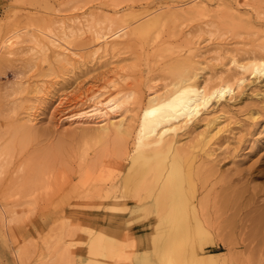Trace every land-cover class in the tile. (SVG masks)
I'll return each instance as SVG.
<instances>
[{"label": "rangeland", "instance_id": "obj_1", "mask_svg": "<svg viewBox=\"0 0 264 264\" xmlns=\"http://www.w3.org/2000/svg\"><path fill=\"white\" fill-rule=\"evenodd\" d=\"M185 1L0 0V144L11 140L13 130L20 131L11 136L17 140L14 136L0 178V205L6 204L7 211L0 214V264H94L85 232L103 231L115 234L119 251L129 253L125 263L161 264L153 245L142 241L143 192H136L132 182L125 188L123 178L142 106L153 92L164 90L186 57L201 67L189 69L197 70L206 84L234 82L230 95L212 100L175 136L177 146L187 147L200 134L210 135L192 150L199 168L194 180L206 196L200 211L210 238L203 246L217 253L221 264H264V227L256 231L251 224L264 209V75L241 72L235 63L263 54L264 0H209L195 11L185 10ZM156 4L174 6H162L170 17L156 12L162 16L150 28L158 31L148 29L143 33L151 35L141 37L134 34L141 29L130 28L96 52L87 47V26L93 20L104 25L115 9L139 14ZM47 25L75 31L69 60L56 62L53 47L37 55L31 50V34L46 46L39 28ZM13 30L21 35L12 54L5 56L1 41ZM239 76L245 78L242 83H237ZM35 85L42 88L37 97L32 93ZM97 92L123 100L124 129L119 133L66 118ZM30 107L34 115L28 120ZM50 241L57 244L55 252ZM145 257L148 262H143Z\"/></svg>", "mask_w": 264, "mask_h": 264}, {"label": "bare ground", "instance_id": "obj_2", "mask_svg": "<svg viewBox=\"0 0 264 264\" xmlns=\"http://www.w3.org/2000/svg\"><path fill=\"white\" fill-rule=\"evenodd\" d=\"M208 1L209 0H188L187 7L184 8L185 10L188 8H191L190 10L200 8L204 9L208 5ZM170 4H163L162 6H164L165 9L174 7ZM178 5L180 4L178 3ZM162 6H158L157 4L147 8L145 6L146 9L144 11L141 10L139 14H135V12L133 13L131 11H124V13L120 12L122 13L120 14L119 10L117 11V9H115L116 14L110 16L109 18H107V16L106 19H108V22L107 20L106 22L104 21V23H107L104 25H100V23L97 22L98 20H95L97 23H94L93 20L92 22L94 24L91 22V25L89 24L87 26V30L91 34V42L87 44V47L92 48L93 52H96L101 44H104L109 40H115L125 36L126 31L131 30L130 28L133 30L138 29V31L141 29L142 35L145 34L143 32H149L148 29H151L150 27L154 28V25L157 23L155 21L159 18V15H161V13L158 15L156 12H161L162 10L163 13ZM182 8L180 9L183 11L184 9ZM190 12L193 13L192 11ZM229 12L234 13L232 11ZM177 13H179V11ZM164 14L166 16H168V14L171 15L169 12L168 14L164 12L162 15ZM176 15L178 16V14ZM179 15L183 14L179 13ZM228 15L230 14H227V16ZM231 16L232 14L230 17ZM219 17L222 18L223 15H219ZM234 17L235 16H233V18ZM233 18L231 20H233ZM228 19L225 20L229 22ZM234 19L236 21V18ZM239 21H241L240 17ZM152 24L153 26H151ZM228 24L229 23H227V25ZM229 25H233V23ZM215 26L217 25L215 24ZM152 29L150 30L151 33L153 32ZM153 30L158 31L156 29ZM39 32L41 33L43 40H46V46L44 43L41 44V40L38 37L31 34L29 41L33 44L31 50L34 51V54L37 55L38 52H41V54L45 53L49 47H53L54 59L56 62H60L62 60L67 61L70 59V56L74 54L72 49V38H74L73 36L75 35V31L73 29L66 28L63 25L56 28H54V26L47 25L39 28ZM132 32L134 33V31ZM139 32L134 34H136V36L140 35L141 37H144V35L142 36ZM148 34H145V37H148ZM20 35L21 34L18 30H13L8 33L4 39H2L3 55L12 54V49L18 43ZM153 37L155 36H152V38ZM262 41L264 40L262 39ZM260 43L262 42L260 41ZM37 46L39 49H37ZM260 48L263 50V54H260L262 53L260 52L259 55H254L248 60L235 61L239 71L244 72L246 70H250V73L256 77L264 75V44ZM33 56L31 57L32 59H30H34L36 61L37 58L35 57V59ZM182 56L179 55V57ZM179 57L177 56V58ZM176 60L177 59L175 58V62ZM183 60L184 64L182 65V68L180 67L178 71H176L177 73H174L175 75L166 87H164V90L160 92H153L141 108L139 127L137 129L136 138L131 147L127 171L124 175L123 183L125 188H128L132 182L137 190L136 192H143V197L140 198L141 203H144L145 205L143 208L144 214L141 216L139 221V224L142 227L141 229H143L141 237L145 244L153 245L154 253L160 259L161 264H221L217 260V253L211 252L212 250L206 252L203 245L207 243H202L204 240L206 241L210 238L208 237V229L202 216L203 211H200L206 196L204 194L201 195L200 192V189L203 186L200 188L194 180L199 173V168L194 165L197 153L192 150H195V147L199 146L201 142L204 141L205 138H209L210 135L200 134L197 137L196 142L194 141L187 147L177 146L175 136L178 129L188 125L189 122L200 116L212 100L218 102L227 94L230 95L234 90V82L230 79H222L212 85H208L205 83L204 79L198 77L197 70L189 69L193 66L190 58L186 57ZM177 61L179 62L176 63H180V60ZM33 62L34 61H28L27 65L33 64L35 66L36 62ZM30 68H33V66ZM193 68L201 67L193 66ZM244 79V76H239L236 80L237 83H242ZM41 89V86L35 85L32 90L34 96L37 97L40 95ZM104 94V92H97L89 96L85 106H83L79 111L67 115L66 118L71 121L91 122L100 130H113L114 134L119 133L122 129H124V118L121 116L123 100L116 96L104 97ZM29 109L30 110L27 112L26 116L28 120H31V117L34 115L31 110L34 108L30 107ZM13 110L14 112L16 111V106H14ZM24 125L30 130L29 125L27 124H23L22 128ZM20 127L21 126H19V128ZM22 128L21 130L23 131L25 127L23 129ZM28 129L23 131V133L29 132ZM15 131L17 132L15 133ZM18 131L19 129L13 130V133L16 135L18 134ZM11 136L9 139H11L12 142L11 140H8L0 144V178L4 171L3 169L5 167V163L10 157L9 155H11L10 152L14 149V146L12 147L11 145L15 141L17 135L15 137L13 136L15 139ZM22 170H20V172ZM194 175H196L195 178ZM234 198L235 197H233V199ZM225 199L226 203L230 201L226 197ZM2 202L4 203V200L1 201V203ZM112 202L114 206L117 203L115 199ZM5 207L6 204L5 206L0 205V214H6L7 211ZM203 207L204 205L202 208ZM148 215H152V217L147 219ZM12 217H15V215ZM253 217L254 218L252 219L251 224L256 231L264 227V209ZM152 218L154 219L153 221ZM11 219L13 220V218ZM15 220L17 221V219ZM6 221L9 222L10 220L7 218ZM150 221L151 223H149ZM128 224L130 225L129 222ZM149 229L151 231H149ZM251 232H253V230ZM85 234L86 240H88L87 253L94 261V264H99L100 262H102V264H127L125 261L128 262L130 260L128 252L123 250L119 251L117 238L112 232L103 231L99 232L97 235L85 232ZM55 240L59 243L58 238ZM54 241L53 244H56ZM50 242V244L53 245L52 241ZM53 246L55 252L57 244ZM22 250L24 251L23 248ZM20 254L21 253H19V255ZM143 260V262L149 261L148 257H145Z\"/></svg>", "mask_w": 264, "mask_h": 264}]
</instances>
